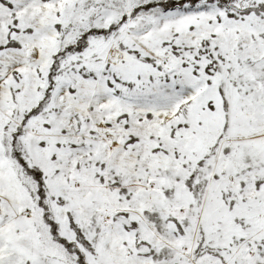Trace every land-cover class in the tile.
Segmentation results:
<instances>
[{"label": "snow or ice", "instance_id": "1", "mask_svg": "<svg viewBox=\"0 0 264 264\" xmlns=\"http://www.w3.org/2000/svg\"><path fill=\"white\" fill-rule=\"evenodd\" d=\"M0 264H264V0H0Z\"/></svg>", "mask_w": 264, "mask_h": 264}]
</instances>
